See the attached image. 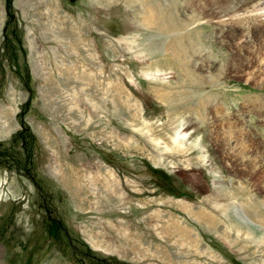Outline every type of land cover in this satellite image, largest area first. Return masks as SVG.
I'll return each instance as SVG.
<instances>
[{
  "label": "rangeland",
  "instance_id": "1",
  "mask_svg": "<svg viewBox=\"0 0 264 264\" xmlns=\"http://www.w3.org/2000/svg\"><path fill=\"white\" fill-rule=\"evenodd\" d=\"M262 1L0 0V264H264Z\"/></svg>",
  "mask_w": 264,
  "mask_h": 264
},
{
  "label": "bare ground",
  "instance_id": "2",
  "mask_svg": "<svg viewBox=\"0 0 264 264\" xmlns=\"http://www.w3.org/2000/svg\"><path fill=\"white\" fill-rule=\"evenodd\" d=\"M262 2H263L262 0H231V3L228 4L229 5L228 9H226V11L224 13H222L220 16H218V19L214 20V22H216L218 25L227 26V25H229L231 23V21L234 20V18H235L234 16L236 15V13L239 10L242 9L244 11V13H245L246 19L244 17V19H245L244 20L245 21V27H243L242 30H241V37H242V40L245 43H247L250 40H252L251 37L253 36V35H251V33L253 32V29H252V27L249 24V21L251 20L250 19L251 18V13L253 11H256V10L260 9L259 6H261ZM261 40L264 42V36H263V39H261Z\"/></svg>",
  "mask_w": 264,
  "mask_h": 264
},
{
  "label": "water",
  "instance_id": "3",
  "mask_svg": "<svg viewBox=\"0 0 264 264\" xmlns=\"http://www.w3.org/2000/svg\"><path fill=\"white\" fill-rule=\"evenodd\" d=\"M68 1H70V2H74V1H76V0H68Z\"/></svg>",
  "mask_w": 264,
  "mask_h": 264
}]
</instances>
